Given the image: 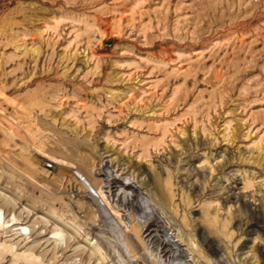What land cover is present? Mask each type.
<instances>
[{
	"label": "rangeland",
	"instance_id": "obj_1",
	"mask_svg": "<svg viewBox=\"0 0 264 264\" xmlns=\"http://www.w3.org/2000/svg\"><path fill=\"white\" fill-rule=\"evenodd\" d=\"M0 213V264H264V0H0Z\"/></svg>",
	"mask_w": 264,
	"mask_h": 264
},
{
	"label": "bare ground",
	"instance_id": "obj_2",
	"mask_svg": "<svg viewBox=\"0 0 264 264\" xmlns=\"http://www.w3.org/2000/svg\"><path fill=\"white\" fill-rule=\"evenodd\" d=\"M81 176V175H80ZM84 178H87V177H84ZM83 179V178H82ZM80 180V179H79ZM88 181V180H87ZM115 181V183H117V181L118 180H114ZM121 185V184H120ZM124 185L125 186H131V187H135V188H137V186H135V184H133V183H130V182H124ZM89 187H92L93 189H94V187L90 184V186ZM92 191V190H91ZM90 191V193L92 194V192ZM119 192V191H118ZM132 195H133V193L132 192H130L129 193V196H128V200H131V201H129L130 203L132 202ZM125 197V196H124ZM123 199H125V198H123ZM135 199V200H134ZM134 203L135 204H137V205H141V206H145V200L144 199H142V198H135V196H134ZM132 202V203H133ZM149 211V213H151L152 212V210H149V208L148 207H145V211ZM152 214V213H151ZM0 217H1V213H0ZM157 223L158 222H156L155 220H153V221H150V223H149V227L150 228H152L154 225H157ZM155 228V227H154ZM157 228V227H156ZM153 236H156V237H158V235H157V233H154L153 234ZM159 240V239H158ZM160 241H161V243H162V245L165 247V250H168V248H169V250L171 251V252H175V253H181V254H185V248H183L182 246H181V243L173 236V235H171V234H168V235H166L165 236V238L163 239V238H160ZM163 241V242H162Z\"/></svg>",
	"mask_w": 264,
	"mask_h": 264
}]
</instances>
